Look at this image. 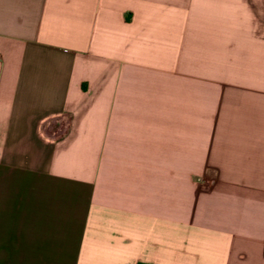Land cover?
<instances>
[{
    "label": "crops",
    "instance_id": "0c3cea01",
    "mask_svg": "<svg viewBox=\"0 0 264 264\" xmlns=\"http://www.w3.org/2000/svg\"><path fill=\"white\" fill-rule=\"evenodd\" d=\"M139 262L264 264V0H0V264Z\"/></svg>",
    "mask_w": 264,
    "mask_h": 264
},
{
    "label": "rangeland",
    "instance_id": "374dc122",
    "mask_svg": "<svg viewBox=\"0 0 264 264\" xmlns=\"http://www.w3.org/2000/svg\"><path fill=\"white\" fill-rule=\"evenodd\" d=\"M51 124H52L53 126H55V125L58 126V125L60 124V122H59V121H54V122H52ZM49 126H50V125H49Z\"/></svg>",
    "mask_w": 264,
    "mask_h": 264
},
{
    "label": "trees",
    "instance_id": "16d2710c",
    "mask_svg": "<svg viewBox=\"0 0 264 264\" xmlns=\"http://www.w3.org/2000/svg\"><path fill=\"white\" fill-rule=\"evenodd\" d=\"M138 264H150V263H147V262H139Z\"/></svg>",
    "mask_w": 264,
    "mask_h": 264
}]
</instances>
